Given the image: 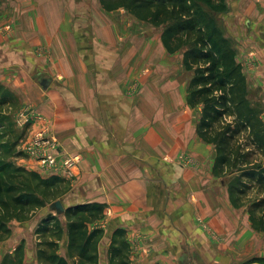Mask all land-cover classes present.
<instances>
[{
    "label": "crops",
    "instance_id": "0c3cea01",
    "mask_svg": "<svg viewBox=\"0 0 264 264\" xmlns=\"http://www.w3.org/2000/svg\"><path fill=\"white\" fill-rule=\"evenodd\" d=\"M226 1V30L264 121V0ZM85 2L2 0L0 7V84L20 112L40 117L28 123L27 139L48 124L59 158H80L71 175L58 174L71 185L64 204L106 207L91 226L105 230L101 264L109 261V236L120 229L132 264L237 263L242 240L257 233L250 221L238 232L242 210L213 174L215 148L198 137L160 37H146L142 28L122 31L112 16L128 14L124 9L107 12L90 0L87 29L95 42L88 59L81 35L88 41V30L80 24ZM151 47L166 62L137 58ZM43 77L52 80L48 90L39 84ZM31 162L20 163L36 171ZM59 244L67 258L66 244ZM25 261L36 262L31 238Z\"/></svg>",
    "mask_w": 264,
    "mask_h": 264
},
{
    "label": "trees",
    "instance_id": "16d2710c",
    "mask_svg": "<svg viewBox=\"0 0 264 264\" xmlns=\"http://www.w3.org/2000/svg\"><path fill=\"white\" fill-rule=\"evenodd\" d=\"M103 9H124L137 21L160 32L168 54L182 52V65L192 73L186 101L197 113L200 140L215 148L213 174L221 179L236 210L246 209L254 232L264 233V195L249 204L252 190L264 192V121L258 99L251 96L244 68L238 62L236 44L226 30V0H99ZM0 0V7H1ZM15 95L0 84V108L14 106ZM6 130L0 115V244L13 235L12 225H26L35 215L38 264H101L100 246L105 230L91 229L105 217L97 203L73 205L60 215L52 209L71 192L63 177L44 176L17 161L23 135ZM65 207V204H64ZM41 239V240H40ZM54 239V240H53ZM66 244L67 258L58 251ZM108 264H132L126 232L109 236ZM24 248L6 253L0 264H23Z\"/></svg>",
    "mask_w": 264,
    "mask_h": 264
},
{
    "label": "rangeland",
    "instance_id": "374dc122",
    "mask_svg": "<svg viewBox=\"0 0 264 264\" xmlns=\"http://www.w3.org/2000/svg\"><path fill=\"white\" fill-rule=\"evenodd\" d=\"M85 4H81V11L82 12V16H83V20L80 21L81 25H85L86 29L88 26L87 20L90 19V14H92V11H90L89 9L87 10V8L89 7V2L90 0H85ZM73 2V7L75 4V0H72ZM84 3V2H83ZM87 3V4H86ZM127 13V12H126ZM115 19V20H114ZM112 20H114V24L117 23V25H119V28H121L122 31H125V28L127 27H131V29H134V31L137 28H142L143 31L145 32L144 36L148 37V35H150L152 38H156L158 39L160 37V32L158 30H154V29H150L149 26L147 27L144 26L143 24H137L135 22V20H133L132 16H129L128 14H115L114 16H112ZM79 24V22H78ZM131 24V25H130ZM130 25V26H129ZM88 31V41L85 40L86 39V32L81 33L82 35V39L85 42V47L84 50L86 51V57L88 59L91 58L89 51H92V46L94 45V37L92 38V30L89 31V29H87ZM127 31H129V29H126ZM150 37V38H151ZM93 39L92 41L89 39ZM136 38V37H135ZM159 40V39H158ZM138 41L137 39H135V42ZM82 48V46H81ZM165 55L170 56L173 60V64L171 65L172 70H173V74H175L177 76V79L182 87V89H184L185 87V98L187 96V89H188V84L192 78V73L188 72L187 70H185L183 68L182 65V60H183V54L182 52H177L176 55H171L168 54L167 52H165ZM141 55H143L142 57L140 55L137 56V58H140L141 60H145L147 58H151L152 56L155 59L158 58H162L161 62H166L167 58H163V55H160V51L158 53V49H156V47H151L150 49H145ZM145 56V57H144ZM146 58V59H145ZM190 109V108H189ZM190 111L192 112V115L195 118V123H197V113L196 111H192L190 109ZM20 111L16 108H14V106H5L3 108H0V115H1V119L3 121V126L6 130H10L9 135L5 136V142L12 140L13 137L12 134L15 135H23V139L20 142V148L19 150H21V152H23V146L25 144V142L27 141V136H28V132H27V124H23L20 121L19 115H20ZM33 121V120H32ZM43 127V126H42ZM40 127V128H42ZM39 130V129H38ZM52 130V129H51ZM205 144V143H204ZM209 146V145H207ZM26 158L27 156H25V154L23 153V158ZM18 160L17 162L22 165L20 162L21 160ZM29 159V158H28ZM33 162V161H32ZM31 162V167L36 169V171H38V167L37 164H33ZM261 190L258 191V189H254L251 191V193L249 194V196L246 199V203H250L252 201H254L256 198H259V196H263L264 192H260ZM67 198L68 195L62 199L64 200V203L67 202ZM69 206L65 205V208H67ZM42 216V214H37L35 215V217L25 225L17 223V222H13L12 225V230H13V235L11 237V239H9L7 242H4L2 244H0V261L3 258L4 254L6 253H10L13 254L15 252V250L22 246L24 248V263L26 264V253H27V244L29 241V238H31L32 243L34 245V249H35V259H36V244L38 243V237L34 235L35 229H36V223L40 222V217ZM237 219H239L240 222V226L238 227V232L239 230L242 231V233H244V231H246V226L247 221H249V215L246 212V209L244 208V210H242L241 212H239V214L237 215ZM33 233V234H31ZM41 240V239H40ZM54 240V239H53ZM246 243V244H245ZM245 244V246H242L240 249V252L237 253V259L234 258V260L237 262L235 264H264V233H260V234H254V235H250L247 234L246 237H244V240H242L241 245ZM33 264H38L37 259L36 262L34 261Z\"/></svg>",
    "mask_w": 264,
    "mask_h": 264
},
{
    "label": "built area",
    "instance_id": "2783aa9c",
    "mask_svg": "<svg viewBox=\"0 0 264 264\" xmlns=\"http://www.w3.org/2000/svg\"><path fill=\"white\" fill-rule=\"evenodd\" d=\"M7 29H10L8 27ZM20 121L27 124L32 120L40 119L33 114L32 111L21 112ZM23 153L29 160L37 164L38 171L44 176H56L62 171L72 174L74 168L80 162L79 157H71L60 159L58 155V142L56 137L52 135V130L48 124L35 131L33 135L27 139L23 146Z\"/></svg>",
    "mask_w": 264,
    "mask_h": 264
},
{
    "label": "water",
    "instance_id": "95a60500",
    "mask_svg": "<svg viewBox=\"0 0 264 264\" xmlns=\"http://www.w3.org/2000/svg\"><path fill=\"white\" fill-rule=\"evenodd\" d=\"M51 83H52V80H51V78H48V77H43V78L39 81L40 86H41L42 89H44V90H48V88L50 87ZM52 209H53L56 213H58V214H60V215L64 214V211H65L64 204H63V202L60 201V200H58L56 203H54V204L52 205Z\"/></svg>",
    "mask_w": 264,
    "mask_h": 264
}]
</instances>
